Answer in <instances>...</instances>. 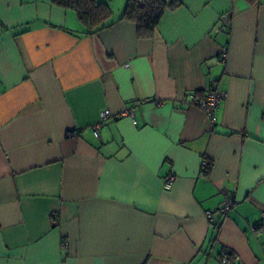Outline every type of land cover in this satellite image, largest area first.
<instances>
[{
	"label": "crops",
	"instance_id": "crops-1",
	"mask_svg": "<svg viewBox=\"0 0 264 264\" xmlns=\"http://www.w3.org/2000/svg\"><path fill=\"white\" fill-rule=\"evenodd\" d=\"M98 1L87 34L0 0V264H264V0H179L151 38Z\"/></svg>",
	"mask_w": 264,
	"mask_h": 264
},
{
	"label": "trees",
	"instance_id": "trees-1",
	"mask_svg": "<svg viewBox=\"0 0 264 264\" xmlns=\"http://www.w3.org/2000/svg\"><path fill=\"white\" fill-rule=\"evenodd\" d=\"M51 1L65 8L74 9L78 20L85 26L87 34H92L94 31L108 27L113 23L110 20L112 10L105 2L98 0ZM178 4L179 0H127L119 18L134 22L139 38H151L164 11ZM226 256L231 259L229 254Z\"/></svg>",
	"mask_w": 264,
	"mask_h": 264
},
{
	"label": "built area",
	"instance_id": "built-area-1",
	"mask_svg": "<svg viewBox=\"0 0 264 264\" xmlns=\"http://www.w3.org/2000/svg\"><path fill=\"white\" fill-rule=\"evenodd\" d=\"M125 66H129L128 63L125 64ZM225 97V92L219 91L216 89L214 83H211V85L206 89V95L202 98L198 97H192V102L197 107H199L205 115L209 118L211 122L216 121V111L222 101ZM129 116L133 123H136L135 115H134V108L131 106L124 111H122L118 116ZM108 117L107 111L103 110L99 114V120L93 124V131L94 135L98 137V130L103 122ZM203 166L207 165V161L203 160L202 162ZM174 181V175L171 172L166 173L163 176V187L165 189H170L172 187ZM231 205V201L227 200L220 208L219 210L226 211ZM214 211L208 210L206 211V215L208 218H212L214 216ZM259 226L264 227V210L261 211V220L259 222ZM238 257H234L231 259H228L227 256H222L220 261L222 264H231L234 260H237Z\"/></svg>",
	"mask_w": 264,
	"mask_h": 264
}]
</instances>
